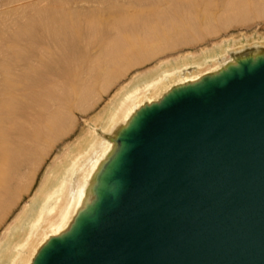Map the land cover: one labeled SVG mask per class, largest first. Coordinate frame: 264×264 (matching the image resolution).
I'll return each instance as SVG.
<instances>
[{
	"label": "bare ground",
	"instance_id": "bare-ground-1",
	"mask_svg": "<svg viewBox=\"0 0 264 264\" xmlns=\"http://www.w3.org/2000/svg\"><path fill=\"white\" fill-rule=\"evenodd\" d=\"M194 1L108 0L99 3L102 7L85 8L81 16L71 20L56 18L53 12L43 17L48 22L52 19L54 26L29 25L32 48L27 45V49H32V57L22 58L18 72L6 76L5 88L0 86L4 89L0 90V218L47 145L66 133L72 121L70 106L84 110L99 90L128 67L145 62L169 46L190 44L217 26L243 24L248 21L244 15L248 11L254 18L264 16V0H219L216 12L213 0H199L203 6L196 12L191 7ZM258 40L264 44V38ZM222 43L217 45V53L205 50L165 61L123 85L113 96L115 103L97 117L101 130L114 137L107 139L96 130H87L54 158L30 204L21 208L1 235L4 245L0 261L17 264L23 251L29 249L27 264H35L53 240L70 235L83 218L93 215L102 192L113 187L108 176L125 147L120 134L134 126L145 110L180 91L221 78L242 63L253 65L264 59V45ZM232 46L237 48L234 57L228 55ZM208 62L212 67L203 69ZM204 70L210 72L202 77ZM146 93L150 96L143 99ZM95 158V165L89 168ZM43 226L51 233L31 250L32 238Z\"/></svg>",
	"mask_w": 264,
	"mask_h": 264
},
{
	"label": "water",
	"instance_id": "water-1",
	"mask_svg": "<svg viewBox=\"0 0 264 264\" xmlns=\"http://www.w3.org/2000/svg\"><path fill=\"white\" fill-rule=\"evenodd\" d=\"M120 137L113 187L35 264H264V59L170 96Z\"/></svg>",
	"mask_w": 264,
	"mask_h": 264
},
{
	"label": "rangeland",
	"instance_id": "rangeland-1",
	"mask_svg": "<svg viewBox=\"0 0 264 264\" xmlns=\"http://www.w3.org/2000/svg\"><path fill=\"white\" fill-rule=\"evenodd\" d=\"M106 1L108 0H0V86H3L5 88V85H4V83L6 82L5 79L7 77L13 76L14 75L13 72L15 73L18 72V69L20 67L18 65L19 64L22 65L24 59L28 57H32L31 55L32 49L29 50L27 49V47L29 46L28 48H30L32 46V43H31L32 38L30 37H32L31 28L34 23H35L34 25L36 26H39V24L40 26H45L47 24L54 26L55 24H53L52 19L49 20L48 22V21L43 20V17L50 16L51 14L49 13L53 12L52 15L56 14L54 16L56 18L57 16H60L58 18L63 17V18H66L67 20H71L75 18L76 16H81L82 11L85 8H92V7L97 8L100 6L102 7V5H100L99 3L100 2L105 3ZM213 1H214L213 8H214V11L216 12L217 10H219L220 3H219V0L218 1L213 0ZM250 1L257 2L258 0H250ZM194 2L196 6L194 3H192L191 7L196 12L199 10L198 9L199 7L201 8L203 6V4L199 3V0L198 1L195 0ZM53 8L55 9L53 10ZM59 9H62L61 10L62 12ZM40 11H41V14H40ZM249 12L250 11H248L247 14H244L245 16H248V21L243 24H232L228 27L217 26V28L211 33L203 32L204 35L201 33L199 37H197V39L192 41L190 44H183L181 46L174 47V48L172 46H169L165 48L161 53L149 58L145 62L128 67L119 77H117L115 81H113V83L99 90L98 94L93 99V101H91L90 103L88 102V104L86 103L85 105L87 107L84 105L86 107L84 110H76L70 106L69 110L72 116L70 121L71 120L72 121L70 122L71 124L69 125V128L67 129L66 133L61 135L56 141L49 143L44 153H42V155L36 161V163L33 164L32 167H30L26 175L23 188L19 190V192L16 194L15 198L12 200L7 210L2 214L0 218V237L1 235H3L7 226L10 224L13 218L18 214L21 208L24 205L30 204V199L33 196L34 192L36 191L38 185L40 184L39 182H41L42 179L45 177L52 161L58 154H61V152L65 148H67L70 144L73 145V143H75L74 141L78 137L83 136L86 133V131L90 129L98 131L100 135L106 137L107 139L112 138L113 135H110L109 133H104L101 130L102 123L97 117L99 113H103L104 108H108L110 107L111 104L115 103L113 96L130 79L146 71H149L157 67L160 63H163L168 60L172 61V59H176V58L187 56V55H194V54L198 55L202 51H205V50L210 51L213 49L214 52L217 53L219 52L217 45L220 44L221 42H223L224 44H230V45L231 44L239 45L240 43H245L244 45L246 47H248L249 44H252V43L256 45H264L263 42L261 43L259 42L260 40H258V38L260 37L264 38V16L254 18L249 15L250 14ZM72 15L73 17H71ZM40 17L42 19H40ZM23 22H25L26 24H24ZM14 24L16 26H14ZM29 25L31 28L29 27ZM15 27H16V30H15ZM27 27L30 30V32L27 29ZM26 31L28 32L27 36L30 35L29 37H26ZM16 33L22 36L20 37V35L18 36L16 35ZM23 36L27 40H25ZM22 38L24 41H21ZM18 41L19 42L21 41V43H19ZM46 41L49 44V40L45 39V42ZM223 43H222V46H223ZM29 44H31V46ZM44 47L46 48V46ZM235 47L234 46L230 47L231 49H229L230 51H228V55H231L234 57L237 54L235 53V50L237 49ZM49 48L52 50V47H49ZM26 51L28 53H25ZM17 56H19V58ZM220 64L221 65L224 64V61L220 62ZM207 67H212V63L208 62V64L204 65L203 69ZM210 70H213V68H211ZM210 70H204L201 73L202 77L208 74ZM166 82H169V79H167ZM3 87H1L0 90L1 89L4 90ZM0 93L2 92L0 91ZM149 94L150 93H146L143 96V99L149 97L150 96ZM96 161L97 159L95 158V161L93 160L89 164V168H92L93 165H95ZM50 233H51L50 228L43 226L40 233L32 238L31 250H34L39 245L41 240ZM3 245H4V242L0 240V252H1V246ZM30 257H31V254H30L29 249L23 251V256L22 258L19 259L17 264H27ZM0 264H6V263L4 262V260H2L0 261Z\"/></svg>",
	"mask_w": 264,
	"mask_h": 264
}]
</instances>
